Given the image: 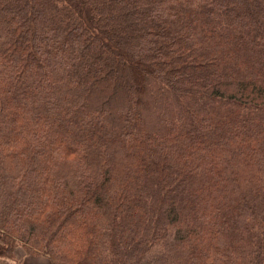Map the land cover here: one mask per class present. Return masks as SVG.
Instances as JSON below:
<instances>
[{"label": "trees", "instance_id": "trees-1", "mask_svg": "<svg viewBox=\"0 0 264 264\" xmlns=\"http://www.w3.org/2000/svg\"><path fill=\"white\" fill-rule=\"evenodd\" d=\"M264 264V0H0V257Z\"/></svg>", "mask_w": 264, "mask_h": 264}, {"label": "crops", "instance_id": "crops-1", "mask_svg": "<svg viewBox=\"0 0 264 264\" xmlns=\"http://www.w3.org/2000/svg\"><path fill=\"white\" fill-rule=\"evenodd\" d=\"M0 264H50V260L45 255L23 254L22 256H19V260L0 257Z\"/></svg>", "mask_w": 264, "mask_h": 264}, {"label": "rangeland", "instance_id": "rangeland-1", "mask_svg": "<svg viewBox=\"0 0 264 264\" xmlns=\"http://www.w3.org/2000/svg\"><path fill=\"white\" fill-rule=\"evenodd\" d=\"M24 254V252L20 249L19 250V253H18V257H17V259L19 260V256H22Z\"/></svg>", "mask_w": 264, "mask_h": 264}]
</instances>
